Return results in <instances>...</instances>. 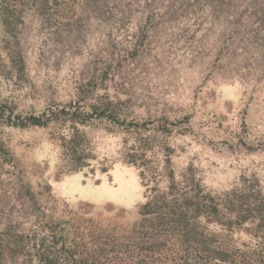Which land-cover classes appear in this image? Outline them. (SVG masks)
Wrapping results in <instances>:
<instances>
[{
  "label": "rangeland",
  "instance_id": "374dc122",
  "mask_svg": "<svg viewBox=\"0 0 264 264\" xmlns=\"http://www.w3.org/2000/svg\"><path fill=\"white\" fill-rule=\"evenodd\" d=\"M99 2L54 0L47 24L27 10L17 29L25 54L21 73L7 66L0 27V104L12 122L49 104L110 100L128 117L179 123L177 130L187 132L170 140L173 168L191 166L208 189L227 190L242 176L264 184V63L247 43L245 51L238 49L248 39L240 3L231 0L213 18L193 13L197 21L188 25L155 13L161 0L146 2L149 22L133 20L142 9L118 7L114 0H106L100 13ZM204 2L217 3L201 0L187 8L197 13ZM59 127L0 126V217L19 190L36 194L49 184L58 210L69 213L58 212L67 217L78 258L91 264H215L205 252L228 238L198 243L140 226L144 190L139 171L122 160L117 128L104 122L85 128L82 160L74 162L63 157ZM150 156L156 161L160 154L153 149Z\"/></svg>",
  "mask_w": 264,
  "mask_h": 264
},
{
  "label": "trees",
  "instance_id": "16d2710c",
  "mask_svg": "<svg viewBox=\"0 0 264 264\" xmlns=\"http://www.w3.org/2000/svg\"><path fill=\"white\" fill-rule=\"evenodd\" d=\"M99 1L102 13V5L108 2ZM147 1L114 0L118 7L142 9L140 16L134 15L133 20L139 17V21L145 19L149 22L153 16L146 6ZM237 1L233 0V3ZM198 2L201 0H161L155 13L179 17L190 25V22L197 21L194 14L207 13L208 17L213 18L231 0H216L217 3L213 4L204 2L205 5L199 7L197 13L193 8H187L188 4ZM237 3H240L237 9L243 8L242 19L245 18L242 31L248 35L245 44L238 49L245 51L247 43L264 63V0H239ZM53 4L54 0H0V27L4 34L2 51L7 55L9 69L21 73L25 68V54L19 47L21 32L17 30L23 14L30 10L41 19L42 24H47V15L53 9ZM182 22H178L179 27ZM11 43L15 44V49H12ZM87 99L90 98H82L83 102L76 106L72 103L67 106L49 104L38 114L31 113L24 117L25 120L17 115L19 122H12L11 113L6 112V107L0 104V126L43 128L50 124L59 125L63 157L74 162L82 160L85 128L95 122L117 128L123 135L122 160L139 171L144 190L143 202L138 208L141 227L163 231L165 236L172 233L173 236L193 239L198 243L225 237L228 238L226 243L222 242L220 247L210 246L206 250L205 254L212 263L264 264V184L259 177L242 176L235 186L227 190H210L191 166L179 170L173 168L175 150L170 147V140L174 133L184 135L187 132L185 129L181 132L177 130V127L181 128L179 123L174 124L163 118L137 120L117 109L110 100L87 104ZM153 149L162 158L159 156L155 161L150 156ZM81 167L78 164L76 168L82 170ZM17 195L15 198L11 196L13 204L8 206V210H1L0 264H4L8 257L17 259V264H91L88 259L75 256L71 238L66 233L67 217L58 214L69 213L58 210L60 203L53 196L49 184L42 186L36 194L24 188ZM20 196L25 200L24 204H20ZM237 234H244L246 240L234 244L231 239Z\"/></svg>",
  "mask_w": 264,
  "mask_h": 264
}]
</instances>
